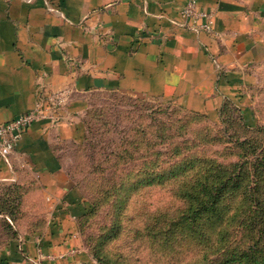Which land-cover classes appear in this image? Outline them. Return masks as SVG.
I'll use <instances>...</instances> for the list:
<instances>
[{"label":"crops","instance_id":"1","mask_svg":"<svg viewBox=\"0 0 264 264\" xmlns=\"http://www.w3.org/2000/svg\"><path fill=\"white\" fill-rule=\"evenodd\" d=\"M187 1L0 0V123L29 110L41 89L67 92L55 120L33 122L0 157V197L9 190L15 218L0 223V264H96L77 235L85 201L63 151L85 135L92 92L210 118L248 100L264 57V0H194L210 31L181 18Z\"/></svg>","mask_w":264,"mask_h":264},{"label":"rangeland","instance_id":"2","mask_svg":"<svg viewBox=\"0 0 264 264\" xmlns=\"http://www.w3.org/2000/svg\"><path fill=\"white\" fill-rule=\"evenodd\" d=\"M254 76L248 100L228 120L117 90L88 96V143L63 151L89 208L77 235L96 264H204L202 247L173 237L172 228L188 205L182 194L204 184L209 168L248 160L242 170L249 169L264 155V57ZM89 166L101 167L97 180L83 179Z\"/></svg>","mask_w":264,"mask_h":264},{"label":"trees","instance_id":"3","mask_svg":"<svg viewBox=\"0 0 264 264\" xmlns=\"http://www.w3.org/2000/svg\"><path fill=\"white\" fill-rule=\"evenodd\" d=\"M234 110L235 106L225 103L220 108V117L228 120ZM86 114L89 120L94 118L91 110ZM89 120L84 119L86 132L77 145L78 151L84 150L82 147L91 131ZM244 142H240V146ZM246 161L233 164L230 168L213 165L203 177L204 184L197 188V184L193 183L182 194L188 205L173 225V237L184 236L200 245L204 264H264V184H261L264 175L259 178L264 155L256 156L251 160L250 168L242 170L247 166ZM237 170L239 172H234ZM70 171L75 172V169ZM96 173H101V167L89 166L83 179L97 180ZM168 173L175 176L174 168ZM163 177L162 174L156 175L158 180ZM77 187L80 191V186ZM9 193L7 189L0 197V214L4 215L0 223L10 228L11 220L15 218L14 207L8 201ZM88 212L89 208H85L79 216L77 228ZM111 233H115L114 229ZM198 263L196 260L193 264Z\"/></svg>","mask_w":264,"mask_h":264},{"label":"built area","instance_id":"4","mask_svg":"<svg viewBox=\"0 0 264 264\" xmlns=\"http://www.w3.org/2000/svg\"><path fill=\"white\" fill-rule=\"evenodd\" d=\"M180 16L186 21L192 19L196 22L203 19L201 23H194V27L204 31H210L212 25L211 15L203 8H199L194 0H188L180 8ZM67 100L65 90L45 92L39 90L33 106L16 117L0 123V157L7 158L15 148V145L23 132L33 123L43 118L55 120L56 110ZM73 250H68L72 252Z\"/></svg>","mask_w":264,"mask_h":264}]
</instances>
